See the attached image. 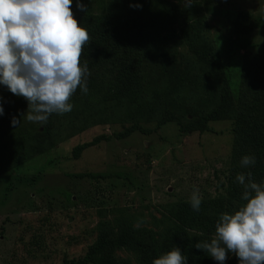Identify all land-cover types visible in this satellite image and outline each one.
<instances>
[{
  "label": "rangeland",
  "instance_id": "1",
  "mask_svg": "<svg viewBox=\"0 0 264 264\" xmlns=\"http://www.w3.org/2000/svg\"><path fill=\"white\" fill-rule=\"evenodd\" d=\"M73 1L78 23L101 20L94 30L136 27L89 70L88 92L78 87L73 110L52 114L44 125L29 122L27 101L0 86V264H79L98 241L125 232L159 256L178 235L176 216L194 189L210 207L228 196L236 171L255 166L241 165L257 152L240 130L264 96V0H191V7L184 0H81L86 11ZM241 13L247 17L238 33ZM191 46L217 52L230 80L229 111L218 120L212 115L221 104L219 72L201 64ZM126 50L138 53L148 72L131 92L116 82ZM175 70L184 79L172 89L165 77ZM135 126L140 130L116 139ZM96 140L74 158L77 147ZM105 257L145 264L137 247H111ZM210 263L219 264L212 257ZM225 264L239 261L229 254Z\"/></svg>",
  "mask_w": 264,
  "mask_h": 264
},
{
  "label": "clouds",
  "instance_id": "2",
  "mask_svg": "<svg viewBox=\"0 0 264 264\" xmlns=\"http://www.w3.org/2000/svg\"><path fill=\"white\" fill-rule=\"evenodd\" d=\"M184 2L192 6L191 0ZM72 5L73 0H0V86L27 101L29 122L44 125L52 114L70 113L78 87L88 92L90 72L81 57L90 35L84 23H78ZM76 7L87 10L81 0H76ZM4 114L0 102V116ZM20 123L12 118L14 127ZM255 164L254 156L241 160L243 167ZM236 179L244 187L245 203L234 212L221 213L212 238L197 242L195 248L219 264H225L229 254L239 264H264V182H255L251 172ZM189 203L200 211L199 189H194ZM152 264H188V257L175 246Z\"/></svg>",
  "mask_w": 264,
  "mask_h": 264
},
{
  "label": "trees",
  "instance_id": "3",
  "mask_svg": "<svg viewBox=\"0 0 264 264\" xmlns=\"http://www.w3.org/2000/svg\"><path fill=\"white\" fill-rule=\"evenodd\" d=\"M246 17L247 15L244 13L239 15L238 22L236 23V30L238 33H240V30L243 29ZM82 21L85 28L89 31L90 42L84 48L81 63H86L89 70H91L103 58V56H106L111 50H113V48L118 46V42L121 40L122 34L125 31L131 27H136V25L127 26L114 24L107 26L106 24H103L101 28L94 30L96 22L101 24L100 19L88 17L86 20ZM191 51L193 55L198 58L201 64L219 72L218 82L223 86L221 104L212 115L213 120H218L221 114H225L229 111L230 97L232 93L230 80L223 72L221 58L217 52L201 46H191ZM137 54L138 53L136 52H127L126 50V52H123V55L117 61L118 73L116 82L120 86L122 92H131L133 90L140 89L143 86V79L148 72L146 70L143 71L144 62H139L136 56ZM165 78L168 81V86L172 89H176L179 85H181V82L184 79L181 72L177 70L167 73ZM93 87L97 92H99L96 85L94 86L93 84ZM170 121L171 120H164L163 123L165 124ZM241 125L242 127L240 131H242L247 138L252 140L257 152L256 164L249 172H251L252 179L255 182L262 183L264 182V96L252 110L247 111L245 119ZM245 125H248L249 128L244 129L243 127H245ZM139 130L140 129L135 126L132 129L116 136V139H126ZM99 141L100 140H96L93 143L77 147L74 150V158L78 160L85 150L95 146ZM248 173L236 171L230 178L228 196L223 199L213 200L210 207L202 204L200 211L196 212L192 209L190 203L184 206V210L178 214L179 216H176L178 222L177 229L179 233L178 235L175 234L174 237L167 242L168 251H170L173 247L178 246L183 254L188 257V264H212L210 263V256L207 255V253L196 249L195 244L203 240L201 237L203 234L206 233L208 235L210 232H215V224L221 213L229 212V209L233 208L235 205L240 207L243 203H245L241 199L244 187L239 184L236 177L238 174H245L247 177ZM90 177L96 178L97 176L91 175ZM201 233L202 235H200ZM116 246L137 247L141 251L145 264H152V261L158 257L150 254L145 242L137 235L125 232L122 233L115 241H98L91 248L88 255L78 263L113 264L105 257V252L111 247Z\"/></svg>",
  "mask_w": 264,
  "mask_h": 264
}]
</instances>
